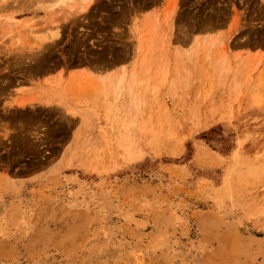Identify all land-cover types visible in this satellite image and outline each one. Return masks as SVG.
Here are the masks:
<instances>
[{"label":"rangeland","instance_id":"obj_1","mask_svg":"<svg viewBox=\"0 0 264 264\" xmlns=\"http://www.w3.org/2000/svg\"><path fill=\"white\" fill-rule=\"evenodd\" d=\"M82 2L0 0V264H264V0Z\"/></svg>","mask_w":264,"mask_h":264},{"label":"bare ground","instance_id":"obj_2","mask_svg":"<svg viewBox=\"0 0 264 264\" xmlns=\"http://www.w3.org/2000/svg\"><path fill=\"white\" fill-rule=\"evenodd\" d=\"M59 1H61V4H59V5H60V6H61V5L63 6V5H65L66 2H68V1H74V0H59ZM84 1H85V2H82V4L77 8V10H79V11H86V10L88 9L91 0H84ZM65 6H66V5H65ZM172 6H173V5H172ZM68 8H69L70 10H73V9H74L73 6H69ZM172 8H176V6H173ZM58 9H59V8H58ZM170 9H171V8H170ZM55 10H56V9H55ZM170 11H171L170 13L167 12V13H169V14L165 13L166 16H164V20L161 19L162 21H161V26H160V27L157 26L158 24H160V19L157 18V16H155V17H151V18L149 17V19H152V20L150 21V23L153 25V26H151V24H150L149 26H151V27H149V28L152 29V27H153V31L155 32V33L153 32L154 34H156V35H163V34L165 33V31H164V30H165V29H164V25L162 24L163 21L165 22V27H167V28L170 27V28H169V31H170V32L173 31V29H172V28H173V27H172V24H174V23L172 22V19H173V16H172V15H173V13H174L175 10L172 9V10H170ZM155 14H157V13H154V15H155ZM151 15H152V14H151ZM157 15H158V14H157ZM149 19H147V20H149ZM154 19H156V20L159 19V20H158L157 22L155 21V22L153 23L152 21H153ZM173 20H174V19H173ZM11 21H12V20H11ZM12 22H13V21H12ZM15 22H16V21H15ZM16 23H17V22H16ZM16 23H14V24L17 25ZM157 23H158V24H157ZM18 24H19V23H18ZM51 24H55V21H52ZM154 24H155V25H154ZM15 25H14L13 27H15ZM162 25H163V26H162ZM10 26H11V25H10ZM29 28H32V27L30 26ZM13 29H14V28H13ZM23 29H24V28H23ZM49 29H50V33H49V36H50V37H49V38H55V37H57V35H58V28H57V27L55 28V27L53 26V27H51V28H49ZM151 29H150V32H152ZM163 29H164V30H163ZM171 29H172V30H171ZM12 31H13V30H12ZM159 31H160V32H159ZM161 31H163V32L161 33ZM167 31H168V30H166L165 36L167 35L168 38H170V34H169V33L167 34ZM150 32H149V33H150ZM157 32H158V34H157ZM11 33H12V32H11ZM160 33H161V34H160ZM150 34H151V33H150ZM154 34H153V35H154ZM153 35H152V36H153ZM152 36H151V39H152ZM167 36H166V38H167ZM160 37H161V36H160ZM156 38H157V36H156ZM162 38H163V37H162ZM45 39L47 40L48 38L46 37ZM163 39H164V38H163ZM211 39H212V38H211ZM211 39L208 40L209 43H210V41L213 40V39H212V40H211ZM48 40H49V39H48ZM154 40H155V39H154ZM159 40H160V39H159ZM159 40H158V42H159ZM168 40H169V39H168ZM163 41H164V40H163ZM169 41H170V40H169ZM169 41H168V42H169ZM216 41H217V40H213V42H211L212 44L210 43V45H215V44L217 43ZM156 42H157V41H156ZM168 42L166 41V45H169V44H170V43L168 44ZM214 42H215V43H214ZM219 42L222 43V41H219ZM161 43H162V42H161ZM161 43H160V44H161ZM195 43H197V40L194 42V44H195ZM209 43H207V44H209ZM221 43H220V44H221ZM223 44H224V42H223ZM152 45H153V43H152ZM217 45H218V44H217ZM164 46H165V45H164ZM205 47H206V46H205ZM166 48H167V47H166ZM168 48H169V47H168ZM210 48H211V47H210ZM161 49H162V47H161ZM163 49H164V47H163ZM211 49H212V48H211ZM153 50H155V48H153ZM220 50H221V49H220ZM156 52H157V51H156ZM149 54H150V53H149ZM220 56H221V55H220ZM161 57H162V56H161ZM163 57H164V56H163ZM158 59H159V58H158ZM161 59H162V58H161ZM223 59H226V61H227V57H226V56H225ZM159 60H160V59H159ZM160 61H161V60H160ZM222 61H223V60H222ZM224 61H225V60H224ZM226 61H225V63H226ZM164 62H166V61H164ZM164 62H163V63H164ZM217 62H218V61H217ZM220 62H221V61H220ZM227 62H228V61H227ZM145 63H146V62H145ZM225 63H223V64H225ZM161 64H162V62H161ZM218 64H219V63H218ZM226 65H227V63H226ZM224 68H226V67H224ZM123 72H125V71H123ZM126 72H127V71H126ZM126 72H125V73H126ZM112 74L114 75V77L116 76L114 73H111V75H112ZM116 74L120 75L119 73H116ZM113 75H112V78H113ZM131 75H134V76H135V74H133V73H131ZM122 76H123V74H121V77H122ZM134 76H133V78H134ZM130 77H131V76H130ZM109 78L111 79V77H109ZM109 78H108V80H109ZM115 78H116V77H115ZM117 78H118V77H117ZM122 78L124 79L125 77L123 76ZM118 79H121V78H118ZM131 79H132V78H130V80H131ZM111 80H112V79H111ZM115 80H116V79H115ZM130 80H129V82H130ZM122 81H123V80H122ZM119 82H120V81H119ZM129 82H128V83H129ZM123 83H124V82H123ZM132 83H133V81L131 82V84H132ZM139 83H140V82H139ZM115 84H116V83H115ZM131 84H130L129 86H130V87H133L134 84H132V85H131ZM117 86H118V84H117ZM120 86H121V85H120ZM129 86H127V88L130 89V93H129V91H128V93L126 92V93H127L126 95H128V94L131 95L132 88H129ZM121 87H123V86H121ZM123 90H124V89H123ZM119 93H120V92H119ZM132 93H133V92H132ZM129 95H128V96H129ZM133 95L135 96V94H133ZM129 97H130V96H129ZM127 98H128V97H127ZM132 98H134V100L132 99L133 101H131V102H132V105H133V102L135 103L136 100H135V97H132ZM129 99H130V98H129ZM129 99H128V100H129ZM136 102H137V101H136ZM19 104H20V103H19ZM22 104H23V103H22ZM22 104H20V105L23 106L24 104H23V105H22ZM20 105H19V106H20ZM138 108H139V107H138ZM134 111H135V110H134ZM134 113H135V112H134ZM134 155H135V154H134ZM131 157H132V156H131ZM126 217H127V216H126ZM124 219H125V218H124ZM128 219L131 220V221H135V222H137V223H139V224H143V223L140 222V221H136V220H134V219L132 218V216L128 217ZM126 220H127V219H126ZM128 222H129V221H128ZM131 223L134 224V222H131ZM143 225H144V224H143ZM137 226H138V225H137ZM141 226H142V225H141ZM139 227H140V225H139ZM142 227H143V226H142ZM162 244H164V243H162ZM158 246H159V245H158ZM158 246H157V247H158ZM160 246H161V245H160ZM162 246H163V245H162ZM162 246H161V247H162ZM165 246H167L166 243H165ZM165 246H163V247H165ZM168 246H169V245H168ZM163 247H162V248H163ZM158 248H159V247H158ZM154 249H155V248H154ZM170 249L172 250L173 248H170ZM170 249L167 250V248H166L167 251H170Z\"/></svg>","mask_w":264,"mask_h":264}]
</instances>
